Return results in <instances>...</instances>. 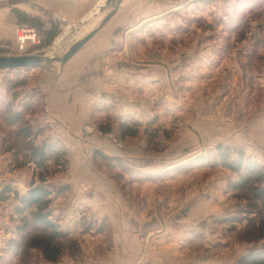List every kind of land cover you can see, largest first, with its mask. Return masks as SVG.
<instances>
[{
  "label": "crops",
  "instance_id": "0c3cea01",
  "mask_svg": "<svg viewBox=\"0 0 264 264\" xmlns=\"http://www.w3.org/2000/svg\"><path fill=\"white\" fill-rule=\"evenodd\" d=\"M78 1L54 0L53 5L61 14L71 15L74 10L89 5V0ZM147 1L152 14L158 15L162 4L156 0H122L117 13L96 34L86 54L80 52L90 41L68 61L72 74L67 78H58L56 74L55 81L40 82L37 91L28 87L31 94L38 92L46 97L49 111L48 123L39 125L42 130L48 127L44 137L39 138L40 144H58L67 153V171L45 182L53 193L51 219L69 236L83 230L81 218L85 216L100 226L99 233L91 227V234L79 237L87 255L93 256L91 263L83 264H138L139 261L140 264H206L204 258L185 255L184 251L188 253V246L196 247L204 242L205 232L209 230L205 218H212L209 210L216 202L212 195H156L150 185H155L154 177L170 169L164 166V159L210 151L222 144L242 149L264 167V74L254 76L257 71H249L246 57L253 53L251 46L237 48L226 59L215 46L207 51L184 49L176 64L164 61L151 65L131 62L125 50L118 48V54L123 52L119 59L112 60L115 54H107L108 64L105 61L86 65L85 72L83 66L91 56L116 50L104 49L115 33L111 26L117 21L116 29L120 32L123 25H119L126 22L123 11ZM165 1L167 5L171 2ZM172 1L174 9L165 14L166 21L179 22L173 14L185 5H179L181 0ZM133 18L128 23L137 22V16ZM163 24V20L153 24L155 36H162L158 27ZM135 32L129 35L135 37ZM220 34L222 38L228 37L225 32ZM165 71L170 79L168 87L164 86ZM170 83L179 90L176 102L169 97L163 99L166 111L161 109L159 114L154 111L153 115L158 114L155 121L140 122L142 117L149 116L150 108L160 103L159 90L167 87L170 92ZM207 89L213 90L206 93L208 96L217 97L212 107V100L204 94ZM17 103L24 105L26 101ZM243 112L244 116L240 117ZM99 127L105 134H99ZM123 130L130 132L123 135ZM170 130L175 133L166 138L163 133ZM113 134L118 140L110 137ZM156 144L165 147V152L159 155L152 152L151 147ZM12 166V154L1 151L0 147V190L11 186L14 192L23 195L34 169L15 172ZM118 179L130 185L126 189L128 195H123ZM12 201L0 202V250L19 225V220H11L15 210ZM176 202L181 206L178 210H175ZM105 247L111 248L107 257L102 251Z\"/></svg>",
  "mask_w": 264,
  "mask_h": 264
},
{
  "label": "rangeland",
  "instance_id": "374dc122",
  "mask_svg": "<svg viewBox=\"0 0 264 264\" xmlns=\"http://www.w3.org/2000/svg\"><path fill=\"white\" fill-rule=\"evenodd\" d=\"M100 1L92 0L91 2L89 0V5L86 7L74 10L71 15H65L61 14L60 10L54 7V0H0V55H25L44 52L48 55L62 56L73 43L96 29L109 13L111 7L106 8L101 13L98 12L95 16L91 15L92 10L95 9V6ZM156 1L162 4V10L158 9V15L152 14L151 7L149 10L150 3L148 1L147 4L142 3L140 6L138 4L137 6H133L129 11L128 9L124 10L122 16L127 17V20L124 24L119 25V27L123 25L121 27L122 30L117 32L116 27L118 22L116 21V25L113 24L111 26L112 32H115L113 38L104 49L110 51L116 48V50L111 51V53L105 51L106 53L102 55L96 54L95 56H91L88 62L85 63V66H83L85 72L86 65L98 62L104 63L105 61L104 64H108L109 57L107 54H115L112 55V60L119 59V54L123 55V52L118 54V48L125 50L126 58L131 62L135 61V63L141 65H151L164 63V61H172L176 64L180 58L179 54L184 49L200 48L207 51L215 46L221 51V57L224 59L226 57L231 58L229 56L230 53L237 48L249 49L252 47L253 53L246 57L249 62V71L251 73L257 71L254 76L264 74V0H181L182 2L179 5L183 4L185 7L183 10H179L173 14L179 22H176L174 19H170V22L166 21V17L168 16H165V14L174 9L171 7L172 4H170L173 2L172 0L168 5L165 0ZM78 2L81 3V0ZM16 9H25L34 13L36 15L34 17L40 18L43 21L45 30L50 29L52 23H56L59 34L50 45L39 47L41 41L44 44L45 36L41 30L36 29L34 33L37 35L36 39L40 40V44L34 43V40L31 38H25V36H33L34 34L28 31L31 30L30 28L18 24V19L14 14V10ZM135 16H137V22H130L133 25L132 27L128 21L134 20L133 17ZM142 17L144 18L143 20L141 19ZM138 18L141 21H138ZM162 20L165 24L158 27L162 36H155L156 32L153 24ZM134 31H136L135 37L129 35V32ZM221 31L222 33L225 32L228 37L223 36L222 38L220 36ZM124 33L126 34L125 38ZM173 33L175 34L172 35ZM94 37L90 40V44H86L87 46L80 52L81 54L83 52V55L86 54V49L91 47ZM67 63L62 65L59 62H55L47 67L38 66L29 69L0 71V139H2L0 147L1 151H9L13 156L11 170L21 172L25 169H30L31 171L34 169V176L30 181L28 190L32 186L46 187L45 182L67 171V153L60 146H58L57 155L44 168H38L37 163L32 159L30 147L42 146L39 138L40 136L44 137V130H47L48 127L42 130L39 129V125L48 123L47 115L49 111L46 106V97H41V93L38 92L31 94V90L28 88L31 87L37 91V85L40 82L54 80L56 74L59 76L58 78L72 74V70ZM161 65L164 67V64ZM88 70H91V68L88 67ZM52 73L54 76H49ZM163 80H165L164 86L168 87V80L170 79L166 75V71L163 74ZM170 85V92L166 90L167 87L159 90L158 101L160 103H158V107L150 108L148 111L149 116H141L140 122L150 123V121L157 120L158 116L156 115L165 106L163 99L168 100L169 97L176 102L179 90L173 88L171 83ZM34 90L33 93L36 92ZM209 90L207 89L204 93L206 99L216 102L217 97L215 95L208 96L206 94L208 92L212 93L213 90ZM18 100H25L26 104H18ZM214 102L210 105L211 107L214 105ZM154 111L158 114L153 115ZM165 111L163 110L162 112ZM11 112H24L25 120L27 121L26 125H30L38 135L35 138L27 139L21 131L23 125L20 123L14 126L9 125L6 119L8 113L10 114ZM242 114L239 116H244V112ZM39 121H42V123ZM173 123L175 124L176 121ZM98 130L99 134H105L102 127H99ZM120 130H122V126H120ZM131 130L134 131L132 128ZM173 133L175 132L170 130L165 131L163 135L166 138H171ZM110 137L118 140V137L114 134ZM151 150L159 155L165 152V147L156 144L151 147ZM216 153L215 146L210 151L201 150L200 152L186 153L179 159L173 158L172 160L171 158H165L164 166L170 169H166L163 175L154 177L155 185L150 186L156 195H172L175 197H179L178 195H183L184 197L186 195L199 194L212 195L213 202H216V204L215 207L209 210V214L213 215L212 218H205L208 220L209 230L207 233L205 232L204 242L196 247L194 245L188 246V253L184 251V254L191 257L200 256L201 260L204 258L203 260L206 264H240L241 259L253 249L257 252L264 249V238L258 239L259 234H262L259 226H261V221L264 220V201L262 199L257 200L255 203L256 207L254 206L256 212H248L250 211L247 207L248 203L254 200L256 192L249 189L244 191L234 190L232 185L238 180L239 175L221 166L216 158ZM199 158H204L216 164L211 166L193 164L190 166L191 163ZM250 158L252 159V157ZM255 162L260 166L257 161ZM27 164H30L29 168H27ZM123 170L126 171L124 168ZM113 173H117V171H113ZM117 181L123 195H128L126 189L130 185L123 184L121 179ZM37 182L40 184H37ZM131 187L134 189L135 186ZM10 199L13 200V205H15L14 215L11 217V220H19V225L14 236L8 239L4 246L2 245L0 264H83L86 261L91 263L90 258L93 256L87 255L79 237L82 238V235L91 234V227L92 229L97 228L96 234L99 233L100 226L93 219L86 216L81 218L83 230L76 233L77 235L69 236L63 231L67 236L60 240L62 251L56 261H47L40 249H29L27 246L22 250L20 249L17 253L13 251L9 253V248L11 247L9 245L10 241L20 240V235L25 233V231L22 232L20 229L26 228L28 230L27 234H30L31 237L42 233V230L38 229L32 222V213L35 209L33 208L28 210L24 215H20L17 212L19 203L14 193L11 194ZM175 204V210H178L181 206H179L178 202ZM250 209H253V206ZM24 216L27 223L25 225L22 218ZM215 219L216 221H214ZM233 219H240V221L233 222ZM93 222L97 224L94 225ZM100 249L102 250V248ZM102 251L107 257L111 248L105 247ZM140 263L141 261L138 264Z\"/></svg>",
  "mask_w": 264,
  "mask_h": 264
},
{
  "label": "trees",
  "instance_id": "16d2710c",
  "mask_svg": "<svg viewBox=\"0 0 264 264\" xmlns=\"http://www.w3.org/2000/svg\"><path fill=\"white\" fill-rule=\"evenodd\" d=\"M14 14L18 19V24L21 26L28 27L34 30H41L45 36V41H41L39 47L48 46L59 34V29L56 23H52L51 28L48 30L44 29L43 21L40 18L31 16L19 9L14 10ZM7 123L11 126L21 124L22 133L27 139L35 138L38 133L34 132L30 125H26L25 113H8ZM124 124L122 125V128ZM129 131L123 130V135ZM134 134V132H131ZM58 144H44L42 146H31L32 159L37 163L38 168L46 167V164L57 155ZM216 158L218 159L221 166L232 170L239 175L238 180L232 185L234 190H251L256 192L253 201L248 203V212L255 213L254 206L257 200L262 199L264 201V169L259 166L255 161L248 157L242 149L232 148L224 145L216 146ZM193 164L201 166H211L216 163L209 162L204 158L196 159ZM44 181V180H42ZM14 193L16 200L19 203L17 212L20 215H24L28 210L35 209L32 213V222L42 233L36 236H30L28 230L25 228L20 231L22 233L20 240L10 241L9 248L10 252L15 253L24 247L40 249L47 261H56L57 257L61 254L62 247L60 240L65 238L67 235L60 231L59 226L51 219L50 205L52 203V191L44 186H32L24 195H20L18 192H14L11 186H6L0 191V202H4L10 199L11 194ZM253 206V209H250ZM23 218L24 225L26 223V217ZM240 221V219H233V222ZM255 225V224H254ZM253 225V226H254ZM259 230L262 234H259L258 239L264 238V220L261 221ZM23 226V225H22ZM255 229V228H253ZM240 264H264V249L257 252L253 249L248 255L243 257Z\"/></svg>",
  "mask_w": 264,
  "mask_h": 264
},
{
  "label": "water",
  "instance_id": "95a60500",
  "mask_svg": "<svg viewBox=\"0 0 264 264\" xmlns=\"http://www.w3.org/2000/svg\"><path fill=\"white\" fill-rule=\"evenodd\" d=\"M122 0H103L92 12V16L98 12H103L106 8L111 7V10L103 19L101 24L94 30L90 31L86 36L77 40L73 45L62 55H48L44 52L25 55H0V71H13L19 69H29L38 66H50L55 62L62 65L71 60L117 13Z\"/></svg>",
  "mask_w": 264,
  "mask_h": 264
},
{
  "label": "built area",
  "instance_id": "2783aa9c",
  "mask_svg": "<svg viewBox=\"0 0 264 264\" xmlns=\"http://www.w3.org/2000/svg\"><path fill=\"white\" fill-rule=\"evenodd\" d=\"M28 31H31V32H33V36L32 35H28V36H32V38L31 39H33L34 40V43H39L40 44V40H37L36 39V34L34 33V29H31V30H28ZM22 40V39H21ZM22 41H25V40H22Z\"/></svg>",
  "mask_w": 264,
  "mask_h": 264
},
{
  "label": "bare ground",
  "instance_id": "6f19581e",
  "mask_svg": "<svg viewBox=\"0 0 264 264\" xmlns=\"http://www.w3.org/2000/svg\"><path fill=\"white\" fill-rule=\"evenodd\" d=\"M101 2H103V1H101ZM25 38L29 39V38H32V36H25Z\"/></svg>",
  "mask_w": 264,
  "mask_h": 264
}]
</instances>
